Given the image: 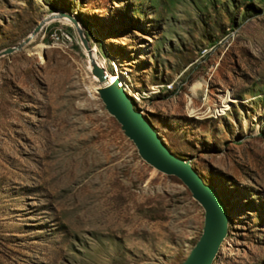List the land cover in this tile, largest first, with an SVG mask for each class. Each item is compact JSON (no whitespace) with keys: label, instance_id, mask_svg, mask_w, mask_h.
Returning a JSON list of instances; mask_svg holds the SVG:
<instances>
[{"label":"rangeland","instance_id":"rangeland-1","mask_svg":"<svg viewBox=\"0 0 264 264\" xmlns=\"http://www.w3.org/2000/svg\"><path fill=\"white\" fill-rule=\"evenodd\" d=\"M57 13L217 190L213 264H264V0H0V52ZM64 20L0 58V264H182L203 211L139 158Z\"/></svg>","mask_w":264,"mask_h":264},{"label":"water","instance_id":"water-1","mask_svg":"<svg viewBox=\"0 0 264 264\" xmlns=\"http://www.w3.org/2000/svg\"><path fill=\"white\" fill-rule=\"evenodd\" d=\"M51 21L65 19L77 30L100 87L96 90L105 111L115 120L123 135L133 144L139 158L160 174L178 179L203 211L201 235L182 264H213L228 235L229 216L217 190L203 182L191 162L174 156L146 117L137 111L131 97L120 87L118 80L109 82L105 71L91 60V49L74 18L64 13L54 14ZM43 29L39 24L31 35L16 48L0 52V58L20 51Z\"/></svg>","mask_w":264,"mask_h":264},{"label":"bare ground","instance_id":"bare-ground-1","mask_svg":"<svg viewBox=\"0 0 264 264\" xmlns=\"http://www.w3.org/2000/svg\"><path fill=\"white\" fill-rule=\"evenodd\" d=\"M65 22H68V20H64ZM49 22H52L50 19H47L45 21H43V27L46 26ZM70 23V22H69ZM35 38V37H34ZM34 38L31 40V42L34 40ZM39 50H38V54L40 49H42V46H38ZM44 48V47H43ZM94 52V51H92ZM91 52V55H92ZM92 62H95L97 64V66L101 69H103L105 71V73L108 75L109 77V82H113L114 80H118L120 83V87H123L124 91L128 94L127 88L125 87L122 77L120 76L118 70L116 69L114 74H110L107 69L103 66V64L95 57V55L93 54L91 57ZM200 85H194L191 88V92L195 95L196 91L199 89ZM98 89V88H97ZM97 89H95L94 91H96ZM129 95V94H128ZM131 96V95H129ZM230 103H234V100L230 97V95H228L224 101L222 102L220 107H214V114L216 116H223L225 115V113L227 111H229L230 109Z\"/></svg>","mask_w":264,"mask_h":264},{"label":"trees","instance_id":"trees-1","mask_svg":"<svg viewBox=\"0 0 264 264\" xmlns=\"http://www.w3.org/2000/svg\"><path fill=\"white\" fill-rule=\"evenodd\" d=\"M260 135H264V133L262 132Z\"/></svg>","mask_w":264,"mask_h":264}]
</instances>
